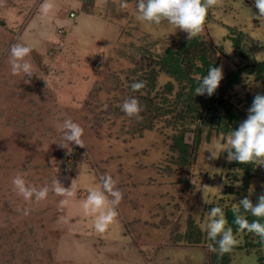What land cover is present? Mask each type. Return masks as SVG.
Instances as JSON below:
<instances>
[{
	"label": "rangeland",
	"instance_id": "obj_1",
	"mask_svg": "<svg viewBox=\"0 0 264 264\" xmlns=\"http://www.w3.org/2000/svg\"><path fill=\"white\" fill-rule=\"evenodd\" d=\"M43 2L0 0V264H219L220 254L208 247L207 215L246 197L255 205L264 194V166L253 165L241 191L242 172L227 162V152L208 159V148L226 144L228 135L205 125L194 159L183 166L170 149L174 131L162 119L141 131L144 119L121 111L131 98L133 63L182 43L187 33L166 21H138V0H126L127 10L120 0H52L47 15ZM257 15L255 0H220L210 8L199 37L220 47L223 76L232 69L231 31L264 46ZM16 43L32 49L36 75L24 78L30 83L10 74L9 50ZM253 59L264 61V48ZM241 77L226 93L232 104L246 92L262 91L252 76ZM166 80L159 73L156 84ZM64 119L83 129L85 148L70 144L68 153L59 146ZM191 138L184 136L189 143ZM25 173L27 183L49 187L46 201L28 205L17 195L12 180ZM101 175H110L123 194L116 220L103 234L79 206ZM57 179L66 188L77 179L76 195L63 208L51 190ZM234 235L238 243L225 264H264V244L243 245L256 243L255 235Z\"/></svg>",
	"mask_w": 264,
	"mask_h": 264
},
{
	"label": "clouds",
	"instance_id": "obj_2",
	"mask_svg": "<svg viewBox=\"0 0 264 264\" xmlns=\"http://www.w3.org/2000/svg\"><path fill=\"white\" fill-rule=\"evenodd\" d=\"M219 4L220 0H138L136 19L156 26L166 21L169 25L187 33V39L190 41L203 33L209 9ZM53 7L52 0H44L41 5L42 14L47 15ZM119 7L121 10H127L130 5L126 0H120ZM255 7L259 15L254 18L260 22L261 27H264V0H255ZM31 51L32 49L24 43H16L9 50L10 74L13 77H20L24 83H30L29 79H24L25 77L30 78L36 75L35 66L30 59ZM222 78V68L209 67L205 76L197 78L198 86L195 88V96L211 97L218 89ZM144 87L143 82L131 84L133 92H139ZM121 111L129 118L141 119L142 109L136 98L126 99L121 106ZM58 131L62 134L59 146L67 149L68 153L72 150L70 144L85 148L82 140L83 129L71 119H64L58 126ZM221 151L227 152L229 163L235 161L242 165L264 166V94L254 96L247 118L237 130L231 131L227 136L226 144L218 143L208 148L207 152L210 153L208 159H219ZM79 169L81 175L82 168ZM24 175L26 173L18 174L12 180L17 195L22 197L28 205H39L46 201L49 187L38 188L29 184L25 181ZM76 181L77 179L72 180L70 188H66L58 179L53 181L51 190L54 195L62 197L59 202L61 208L73 201L76 195ZM87 193L86 198L79 202V206L83 215L92 217L94 230L103 234L115 222L118 215L117 208L123 199V194L116 188V181L110 175H101L98 182L88 187ZM232 212L237 232L253 234L264 244V223H262L264 221V194L258 197L255 205L247 197L241 199L239 203L233 205ZM28 214L29 208H25V215ZM248 215L255 219L250 222ZM226 225L227 220L223 209L212 207L204 227L207 239L212 242L208 245L209 250L218 252L220 255L230 253L238 243L233 229Z\"/></svg>",
	"mask_w": 264,
	"mask_h": 264
},
{
	"label": "trees",
	"instance_id": "obj_3",
	"mask_svg": "<svg viewBox=\"0 0 264 264\" xmlns=\"http://www.w3.org/2000/svg\"><path fill=\"white\" fill-rule=\"evenodd\" d=\"M90 3L92 0H89ZM210 18V9L206 20ZM205 20V21H206ZM230 32L232 52L229 61L232 69L223 76L216 92L208 97L195 96V88L198 86V77L207 74L209 67H220L221 49L216 46L210 37H196L192 40L185 39L178 45H170L155 56L147 53L133 63L128 71V83L143 82L145 87L139 92L130 89L131 98L138 99L142 109L140 116L144 119L139 123V130H150L154 122L162 119L165 126L171 128L174 133L171 136L170 149L176 153L178 164L186 166L194 159L195 150L200 141L202 128L210 126V130L229 135L237 130L239 125L247 118L248 109L251 107L254 96L246 92L235 104L226 97V93L232 87L241 83L242 74L253 77V80L263 85L264 94V61H254L253 56L264 46H258L252 40L244 38L243 34ZM244 41V42H243ZM248 44V46H246ZM163 73L167 80L158 86L157 76ZM192 135V142L185 141V134ZM210 133V132H209ZM209 134L206 136L208 137ZM230 165L242 172L240 190L244 191L251 177L253 165H242L231 162ZM227 227L236 232L232 209L224 208ZM247 218L251 222L255 219L251 215ZM264 223V221H262ZM197 233V234H196ZM199 231L189 230V235L199 236ZM253 234L244 233L247 239ZM257 239L251 244L246 241L245 247H259L262 243ZM226 254L220 255L219 264H225ZM219 256V255H218Z\"/></svg>",
	"mask_w": 264,
	"mask_h": 264
},
{
	"label": "built area",
	"instance_id": "obj_4",
	"mask_svg": "<svg viewBox=\"0 0 264 264\" xmlns=\"http://www.w3.org/2000/svg\"><path fill=\"white\" fill-rule=\"evenodd\" d=\"M69 16H72V14H70Z\"/></svg>",
	"mask_w": 264,
	"mask_h": 264
}]
</instances>
